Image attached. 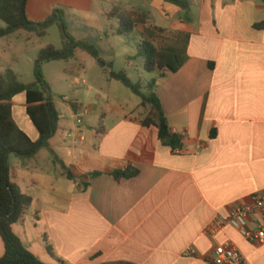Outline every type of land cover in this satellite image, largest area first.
Listing matches in <instances>:
<instances>
[{"label": "crops", "instance_id": "1", "mask_svg": "<svg viewBox=\"0 0 264 264\" xmlns=\"http://www.w3.org/2000/svg\"><path fill=\"white\" fill-rule=\"evenodd\" d=\"M96 4L28 1L27 17L35 24L64 10L71 36L94 46L101 60L76 50L75 56L81 51L94 60L69 72L68 91L76 101L53 96L59 123L50 148L75 181L47 149L24 163L9 158L12 183L32 198L14 233L44 264H210L223 244L236 247L248 264H264V245L249 243L239 230L206 234L216 218L227 217L255 195L264 198V29L255 28L264 23V2L192 0L193 22L184 23V12L163 0H130L126 10L147 12L150 25L166 30L163 37H189L185 65L176 73L157 70L142 85L146 92L155 82L153 92L169 126L183 139L179 152L161 143L156 127L142 125L148 110L141 102L112 98L117 81L109 78L106 64L120 71L107 33L121 36L118 21L107 18L115 6L97 15ZM143 30L135 32L139 40ZM37 39L42 38L26 31L0 39V75L11 70L23 84H34L35 62L48 46L31 51ZM128 45L136 50L126 58L128 68L138 69L136 45ZM27 107L26 94L15 97L13 119L37 142L40 134ZM82 108L88 115L78 124ZM129 168L138 176L121 181L112 176ZM93 173L102 175L87 177ZM188 249L195 254L185 256ZM4 253L0 236V259Z\"/></svg>", "mask_w": 264, "mask_h": 264}, {"label": "trees", "instance_id": "2", "mask_svg": "<svg viewBox=\"0 0 264 264\" xmlns=\"http://www.w3.org/2000/svg\"><path fill=\"white\" fill-rule=\"evenodd\" d=\"M29 0H0V21L5 27L0 28V39L20 31L34 33L39 38H45L48 30L56 25L62 34L63 48L57 49L48 45L43 49L35 62V83L23 84L18 76L11 70L0 75V236L4 242L5 253L0 259V264H44L23 244L22 240L14 233L13 226L22 222L27 211L32 206V198L12 183L9 158L15 156L23 163L33 159L41 150L47 149L59 164L63 174L75 181L69 167L62 162L51 150L50 141L55 136L59 113L57 112L53 95L48 82L42 72L43 65L51 62H69L75 57L76 50L87 53L95 60H101L99 51L89 43L75 40L67 31L66 14L64 10H55L53 14L42 23H32L27 17V4ZM184 12L183 22L192 23V0H163ZM264 2V0H262ZM107 18L116 19L118 28L116 34L121 37H130L137 28H144L140 40L136 44L137 58L144 60L145 72L151 74L157 70L178 72L187 62L188 35L178 33L172 39L163 37L165 29L150 25L147 12L127 11L115 6ZM257 29H264V23L256 25ZM162 40L160 47L155 46V41ZM111 80L121 83L134 95L141 99V107L148 110L142 125L156 127L159 140L175 152L183 149V139L174 134L169 126L168 119L158 96L153 92L155 82L149 83L145 89L139 83H133L125 71L116 72L113 65L106 64ZM20 94L27 97V115L37 128L40 138L33 142L24 133L13 119L12 101ZM136 169L129 168L112 174L117 181L132 179L138 176ZM101 173L88 175L91 179L101 176ZM52 253L50 246L47 247ZM59 264H66L60 262Z\"/></svg>", "mask_w": 264, "mask_h": 264}, {"label": "rangeland", "instance_id": "3", "mask_svg": "<svg viewBox=\"0 0 264 264\" xmlns=\"http://www.w3.org/2000/svg\"><path fill=\"white\" fill-rule=\"evenodd\" d=\"M130 4V0H97L96 4V14L99 15L101 12L112 9L114 6L121 7L122 9L126 10L128 9V5ZM65 12V11H64ZM97 18V17H96ZM95 18V19H96ZM66 19H67V14H66ZM1 24V23H0ZM112 25L117 26V21L113 20L111 22ZM161 24L159 20V25ZM143 27L140 26L139 29H142ZM68 31V29H67ZM69 33V31H68ZM70 34V33H69ZM71 35V34H70ZM107 36L109 37L110 41L112 44L115 45V48L117 50V57H116V70L117 71H126L129 79L133 83H139L141 85L146 84L147 82L150 81V74L145 72L143 69V60L142 58H138L136 61V65L138 66L137 68L129 69L128 68V61H127V56L132 55L136 52L135 49L130 47L129 44V39L126 37H117L114 38L110 33H107ZM39 40L37 45L31 49V51L35 52L37 51L39 44L43 45H53L57 49H62L63 48V42H62V34L60 31V28L56 25L52 26L48 30V35L43 39H37ZM131 44L132 46L137 44V41L139 38L137 37L136 34H133L130 37ZM162 43V40H159L155 45L157 47H160ZM94 60L90 58L87 54L77 51L75 59L71 61L70 63H64V62H57V63H51L49 65L45 64L42 67V72L44 77H46V80L49 81L51 90L53 92V96L55 99H57L56 96L58 95H64L68 96L71 98L72 101H76L75 97L73 96V92L68 91V87L71 84L69 78V72L70 71H77L79 70V66L86 64L89 65L93 63ZM88 71V70H86ZM83 72V71H82ZM90 72V71H89ZM84 75V72L82 73ZM88 83L91 84V80L94 78L93 75L89 73L87 76ZM68 80L66 82L65 79ZM112 87H111V96L114 100L116 101H125L131 102L132 103H140L141 99L134 95L129 89L125 88L121 83L119 82H112ZM101 86H104V83L101 84ZM105 87V86H104ZM106 89V88H104ZM82 91H85V89H82ZM12 158L16 159L15 156H12Z\"/></svg>", "mask_w": 264, "mask_h": 264}, {"label": "built area", "instance_id": "4", "mask_svg": "<svg viewBox=\"0 0 264 264\" xmlns=\"http://www.w3.org/2000/svg\"><path fill=\"white\" fill-rule=\"evenodd\" d=\"M88 115L87 108L80 110L78 124ZM226 227H233L253 245H264V198L260 195L252 197L251 202L236 209L223 218H216L206 229L207 235H216ZM195 252L188 249L185 256H193ZM210 264H248L241 252L231 244L219 245L209 258Z\"/></svg>", "mask_w": 264, "mask_h": 264}, {"label": "water", "instance_id": "5", "mask_svg": "<svg viewBox=\"0 0 264 264\" xmlns=\"http://www.w3.org/2000/svg\"><path fill=\"white\" fill-rule=\"evenodd\" d=\"M100 63H101V61H100Z\"/></svg>", "mask_w": 264, "mask_h": 264}]
</instances>
